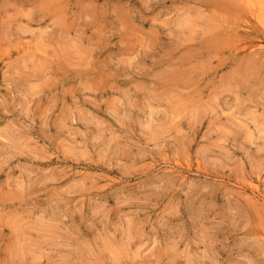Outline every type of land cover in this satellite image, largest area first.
I'll return each mask as SVG.
<instances>
[{"label": "rangeland", "instance_id": "obj_1", "mask_svg": "<svg viewBox=\"0 0 264 264\" xmlns=\"http://www.w3.org/2000/svg\"><path fill=\"white\" fill-rule=\"evenodd\" d=\"M252 2L0 0V264H264Z\"/></svg>", "mask_w": 264, "mask_h": 264}, {"label": "bare ground", "instance_id": "obj_2", "mask_svg": "<svg viewBox=\"0 0 264 264\" xmlns=\"http://www.w3.org/2000/svg\"><path fill=\"white\" fill-rule=\"evenodd\" d=\"M249 2V0H248ZM251 7V6H250ZM253 7V8H252ZM251 10L253 9V18L258 22L264 32V0H253ZM256 24V23H255Z\"/></svg>", "mask_w": 264, "mask_h": 264}]
</instances>
